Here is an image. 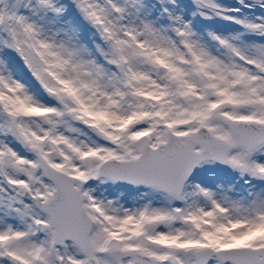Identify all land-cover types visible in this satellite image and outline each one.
<instances>
[{
  "label": "snow or ice",
  "instance_id": "1",
  "mask_svg": "<svg viewBox=\"0 0 264 264\" xmlns=\"http://www.w3.org/2000/svg\"><path fill=\"white\" fill-rule=\"evenodd\" d=\"M0 264H264V0H0Z\"/></svg>",
  "mask_w": 264,
  "mask_h": 264
}]
</instances>
